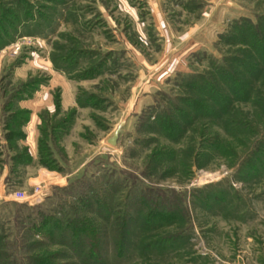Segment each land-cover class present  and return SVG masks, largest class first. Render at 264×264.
<instances>
[{"label":"rangeland","instance_id":"obj_1","mask_svg":"<svg viewBox=\"0 0 264 264\" xmlns=\"http://www.w3.org/2000/svg\"><path fill=\"white\" fill-rule=\"evenodd\" d=\"M148 2L0 0V264L44 254L84 264L70 238L29 225L38 209L89 219L104 264H230L233 254L264 264V170L240 162L247 148L230 136L219 151L206 145L196 122L177 139L148 128L167 99L191 92L187 74L234 52L228 30L258 20L264 0L161 3L169 40ZM151 208L163 215L145 222ZM123 227L131 234L118 255ZM162 237L166 248L149 244Z\"/></svg>","mask_w":264,"mask_h":264},{"label":"trees","instance_id":"obj_2","mask_svg":"<svg viewBox=\"0 0 264 264\" xmlns=\"http://www.w3.org/2000/svg\"><path fill=\"white\" fill-rule=\"evenodd\" d=\"M258 18L255 21L247 18L234 21L231 31L228 30L230 40H227L228 36L224 37L226 42L237 45L234 52L225 56L224 62L210 64L204 72L187 74L188 77L182 85L191 92L180 93L167 99V105L158 108L153 115L156 127L150 124L149 129L160 131L169 139H177L182 136L185 125L191 127L196 122L200 126L195 127L194 124L192 129L200 134L206 145L219 151L226 137H234L247 148L240 162L247 163L250 173L264 170V118L256 115L257 120L254 122L253 117L245 114L240 107V102L251 103L253 107H258L264 112V14ZM3 25L1 22L0 26L6 29ZM250 135L254 137L252 140L248 137ZM248 141L250 143H247ZM140 197L145 201V192ZM94 199L97 204L103 202L98 196ZM162 215L161 211L151 208L143 215L142 220H160ZM37 216L39 220L36 222L35 218L31 220L30 215L27 219L29 225L43 237L52 241H66L70 238L69 241L84 264H104L99 232L89 219H79L77 215L60 219L39 209ZM120 218L121 221L125 220V217ZM127 234L130 235L131 232L126 227L117 233L115 243L118 255L125 250L124 241ZM164 238L154 242L148 241L149 244L162 249L170 243L168 238ZM55 257L52 254H44L34 255L29 259L33 264H66L57 262Z\"/></svg>","mask_w":264,"mask_h":264},{"label":"crops","instance_id":"obj_3","mask_svg":"<svg viewBox=\"0 0 264 264\" xmlns=\"http://www.w3.org/2000/svg\"><path fill=\"white\" fill-rule=\"evenodd\" d=\"M149 7L150 9L152 10V13H153V17L155 19V23H156V27L158 29L165 31V33L163 34L165 39L166 40H169V34H170V28H169V22H168V19L166 18L165 16V13L162 11V6H161V3H171V4H179L180 6L182 4H184V0H149ZM201 3H203L202 1L200 2V5ZM187 7H184V8H181V10H185L186 11ZM189 12V10L187 9V13ZM156 16V17H155ZM202 20V19H201ZM200 18L198 21H201ZM204 20V19H203ZM202 22V21H201ZM194 25H196V23H193ZM191 27H189L190 29ZM158 34H160V32H158ZM168 38V39H167ZM192 39V37H191ZM161 44V43H160ZM200 46H201V43H199ZM162 45V44H161ZM189 53V52H188ZM71 101V100H70ZM31 176H29L28 178H30ZM30 180V179H28ZM238 254H233L232 257H231V263L230 264H239V260H238ZM248 259V258H247ZM242 263H245V261L242 260Z\"/></svg>","mask_w":264,"mask_h":264},{"label":"water","instance_id":"obj_4","mask_svg":"<svg viewBox=\"0 0 264 264\" xmlns=\"http://www.w3.org/2000/svg\"><path fill=\"white\" fill-rule=\"evenodd\" d=\"M120 125L116 126L113 133L107 138V142L110 144H114L116 141V137L118 135V132L120 131Z\"/></svg>","mask_w":264,"mask_h":264},{"label":"built area","instance_id":"obj_5","mask_svg":"<svg viewBox=\"0 0 264 264\" xmlns=\"http://www.w3.org/2000/svg\"><path fill=\"white\" fill-rule=\"evenodd\" d=\"M17 48H18V44L15 42V43H14V50L17 49ZM16 192L19 194L20 197L25 198V197H24L25 195H24L23 191H21V190H17ZM37 192H38V190H35V191L33 192V198H34V195H37ZM26 199H27V198H26ZM28 199H30V198H28Z\"/></svg>","mask_w":264,"mask_h":264}]
</instances>
